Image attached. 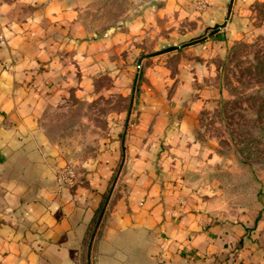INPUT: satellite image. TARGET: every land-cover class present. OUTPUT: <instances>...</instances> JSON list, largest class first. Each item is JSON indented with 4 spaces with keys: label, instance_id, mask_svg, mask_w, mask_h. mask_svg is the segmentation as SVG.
<instances>
[{
    "label": "crops",
    "instance_id": "1",
    "mask_svg": "<svg viewBox=\"0 0 264 264\" xmlns=\"http://www.w3.org/2000/svg\"><path fill=\"white\" fill-rule=\"evenodd\" d=\"M183 1L162 0L159 11ZM64 2L0 0V264H264L262 212L255 224L248 211L228 214L219 191L177 176L198 162L187 153L193 142L167 140L179 128L168 124L169 110H143L150 122L120 141H97L92 157L66 152L52 136L51 90L72 64V7ZM147 2L145 15L157 0ZM89 46L81 42L79 85L95 68L84 64ZM66 165L75 167L71 181L59 178Z\"/></svg>",
    "mask_w": 264,
    "mask_h": 264
},
{
    "label": "rangeland",
    "instance_id": "2",
    "mask_svg": "<svg viewBox=\"0 0 264 264\" xmlns=\"http://www.w3.org/2000/svg\"><path fill=\"white\" fill-rule=\"evenodd\" d=\"M147 1L65 0L59 5L72 7L68 33L73 37L67 41L72 64L64 73L57 71L51 90L55 99L47 109L54 115L48 114L46 123L56 124L52 136L66 152L92 157L97 141H120L124 130L126 136L140 121L150 122L143 110H169L168 124L180 129L167 140L193 142L187 153L198 162L196 170L177 169V176L185 174L182 182L203 193L220 192V210L233 216L248 211L255 224L257 211L264 218V142L249 128L263 125L264 117L246 95L264 84V0L232 4L228 24L209 36L224 20L230 0L219 9L207 0H184L167 11H159L162 0H157L153 13L145 15ZM195 38L200 39L144 56ZM81 42L93 44V57H83V63L96 69L79 85ZM200 93L207 96L204 101L196 99ZM260 230L264 237V227Z\"/></svg>",
    "mask_w": 264,
    "mask_h": 264
},
{
    "label": "trees",
    "instance_id": "3",
    "mask_svg": "<svg viewBox=\"0 0 264 264\" xmlns=\"http://www.w3.org/2000/svg\"><path fill=\"white\" fill-rule=\"evenodd\" d=\"M246 97L254 104L258 116L264 117V84L259 85L251 92H248ZM249 129L252 133L259 134L261 137H259L258 140L264 142V124L258 125L257 123H254Z\"/></svg>",
    "mask_w": 264,
    "mask_h": 264
},
{
    "label": "water",
    "instance_id": "4",
    "mask_svg": "<svg viewBox=\"0 0 264 264\" xmlns=\"http://www.w3.org/2000/svg\"><path fill=\"white\" fill-rule=\"evenodd\" d=\"M232 4H233V0H230L229 1V5H228V10H227V13H226V15L224 17V20L217 27L213 28L206 36L212 35L214 32H216L217 30H219L221 27L225 26V24H226V22H227V20L229 18L230 12H231ZM199 39L200 38H195V39H192V40H189V41L182 42L180 44H173V45H170L168 47H163L161 49L154 50V51H151L149 53H146V54H144V56H151V55H155V54H158V53H162V52H165V51L174 49V48L183 47V46H185L187 44L193 43L194 41H198ZM141 59H142V57H140L138 59V62H137V68L138 69L140 67ZM137 78H138V70H137V72H136V74L134 76L133 82H132V94L135 91V86H136V83H137ZM131 106H132V98H131V101H130V107Z\"/></svg>",
    "mask_w": 264,
    "mask_h": 264
},
{
    "label": "built area",
    "instance_id": "5",
    "mask_svg": "<svg viewBox=\"0 0 264 264\" xmlns=\"http://www.w3.org/2000/svg\"><path fill=\"white\" fill-rule=\"evenodd\" d=\"M74 171L70 165H66L59 170V178L64 181H71Z\"/></svg>",
    "mask_w": 264,
    "mask_h": 264
}]
</instances>
